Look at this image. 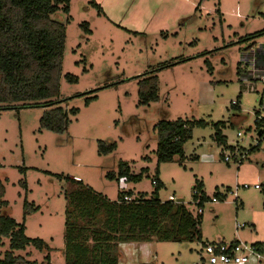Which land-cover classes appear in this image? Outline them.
I'll return each instance as SVG.
<instances>
[{
    "label": "rangeland",
    "instance_id": "obj_1",
    "mask_svg": "<svg viewBox=\"0 0 264 264\" xmlns=\"http://www.w3.org/2000/svg\"><path fill=\"white\" fill-rule=\"evenodd\" d=\"M52 18L65 26L56 100L67 114L66 131L40 128L51 108L0 110V212L23 225L25 237L45 244L12 256L65 264L76 244L65 241L67 214L72 229L76 223L103 232L102 209L90 220L79 216L69 205L71 193L91 189L109 202L127 192L148 199L155 178L161 184L158 199L174 197L193 219L198 214L192 191L202 186L209 202L199 218L201 241L118 242L113 251L118 264H208L201 251L205 244L263 246L264 141L256 139L254 122L264 118V110L241 79L240 67L243 53L264 45V0H70L69 13ZM151 76L157 78V100L143 106L138 82ZM236 100L239 106H232ZM178 119L203 121L205 127L191 130L182 161L157 164L156 125ZM217 123L224 126L227 145L237 143L244 152L240 165L223 162L222 147L214 141ZM99 143L115 149L102 155ZM124 164L132 175L142 174L139 183L117 180ZM236 185L235 196L221 197ZM24 202L36 211L23 218ZM8 247L3 238L0 261Z\"/></svg>",
    "mask_w": 264,
    "mask_h": 264
},
{
    "label": "trees",
    "instance_id": "obj_2",
    "mask_svg": "<svg viewBox=\"0 0 264 264\" xmlns=\"http://www.w3.org/2000/svg\"><path fill=\"white\" fill-rule=\"evenodd\" d=\"M69 2L70 0H0V110L51 108L42 116L39 124L42 130L55 134L66 131L68 118L65 111L58 107L60 102L56 100L59 94L65 26L52 17L57 13L67 15ZM93 6L99 10L97 6ZM262 34L263 32L256 33L252 38ZM68 80L73 81L72 78ZM138 87L140 105L147 106L157 100L156 76L140 80ZM93 99L94 97L87 98L85 104ZM70 114L75 116L77 110L71 109ZM257 114L256 112L255 115ZM254 123L256 130L259 131L264 125V118L257 117ZM194 127L204 128L205 123L181 119L160 121L156 125L157 164L172 162L175 158L182 161L183 146L190 138ZM223 127L222 123L213 125L214 141L222 147V151L232 150V147L227 145L225 137L221 135ZM114 149V145L104 146L101 143L98 145L99 153L102 155ZM254 149L256 147L252 148ZM141 177L140 173L132 175L125 164L120 167L117 174L118 181L133 184L139 183ZM107 178L113 180L115 175L109 173ZM154 180L156 185L150 198L142 195L134 197L129 202L124 201L123 197L132 196L130 192L120 193L114 202L92 194L91 189L71 193L69 205L77 210L79 216L90 220L99 208L102 209L103 232L97 229H82L76 223L72 229L69 224L71 217L67 214L65 241L70 243L73 241L76 244L71 254L66 256L65 264H118L113 253L118 242L201 241L200 214L193 219L183 204L161 202L157 196L161 184L157 178ZM201 187L198 186L192 191L194 201L197 195L193 192L199 194V206H202L203 202H208V197L201 191ZM2 196L3 187L0 183V198ZM35 211L36 209L24 202L23 218ZM87 234H90V237H87ZM3 238H8L9 252L0 264H37L13 257L11 252L24 250L28 245L41 250L45 246L43 241L25 237L24 226L0 212V246ZM254 245L264 252V245ZM44 264H50L48 257L45 258Z\"/></svg>",
    "mask_w": 264,
    "mask_h": 264
},
{
    "label": "built area",
    "instance_id": "obj_3",
    "mask_svg": "<svg viewBox=\"0 0 264 264\" xmlns=\"http://www.w3.org/2000/svg\"><path fill=\"white\" fill-rule=\"evenodd\" d=\"M240 70L241 79L250 85L251 92L259 96L257 104L259 108L264 110V45L254 47L248 52L242 54ZM257 84H260L262 88H260V86L256 87ZM237 103V100L232 101L231 105L238 106ZM240 136L241 133L237 132L236 137L239 138ZM256 139L264 141V125L259 131H257ZM256 142L258 143V141ZM257 146L258 145L255 147ZM231 147L232 150H223L221 154L222 160L225 163H229L232 160L237 165H240L243 161L244 152H241V148L237 143ZM151 184L156 185V181L152 180ZM239 188V185H236L234 189L228 188L225 191L224 196L221 197L225 198L228 193L235 196L236 191H238ZM241 188L247 189L248 186L243 184L241 185ZM253 188L259 189L257 185L253 186ZM193 194L197 195V197L195 201L192 200V203L197 208V214L201 215L202 207L207 202H203L202 206H199V194H197L195 191ZM133 199L134 196L129 197L124 195L123 197V200L126 202L132 201ZM167 200L173 203L175 202V204H183L177 203V200L172 196H169ZM210 201L211 203H216L217 199L213 197ZM243 227V225L237 226V228ZM201 251H204V255L207 256L206 262L208 264H258L261 261H264V252H261L259 247L255 246L254 244L248 245L244 242L234 241L230 243L216 242L212 244H205ZM201 260L203 261V259Z\"/></svg>",
    "mask_w": 264,
    "mask_h": 264
},
{
    "label": "water",
    "instance_id": "obj_4",
    "mask_svg": "<svg viewBox=\"0 0 264 264\" xmlns=\"http://www.w3.org/2000/svg\"><path fill=\"white\" fill-rule=\"evenodd\" d=\"M259 134V133H258ZM178 202H182L181 200H179Z\"/></svg>",
    "mask_w": 264,
    "mask_h": 264
},
{
    "label": "crops",
    "instance_id": "obj_5",
    "mask_svg": "<svg viewBox=\"0 0 264 264\" xmlns=\"http://www.w3.org/2000/svg\"><path fill=\"white\" fill-rule=\"evenodd\" d=\"M239 106V105H238ZM259 118V117H258ZM260 119V118H259ZM221 135H222V133H221ZM227 143V142H226Z\"/></svg>",
    "mask_w": 264,
    "mask_h": 264
}]
</instances>
